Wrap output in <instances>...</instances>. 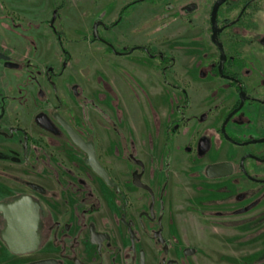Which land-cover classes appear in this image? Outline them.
<instances>
[{"label":"flooded vegetation","instance_id":"flooded-vegetation-1","mask_svg":"<svg viewBox=\"0 0 264 264\" xmlns=\"http://www.w3.org/2000/svg\"><path fill=\"white\" fill-rule=\"evenodd\" d=\"M219 1L214 49L198 58L127 37L135 5L156 3L120 0L119 40L99 34L103 22L92 34L120 61L97 89L61 97L49 68L45 107L37 72L39 101L24 85L0 95V264H217L225 250L264 264V0H225L215 42ZM215 165L226 168L211 178ZM200 175L219 185L208 222L186 195ZM21 233L36 251L9 250L3 234Z\"/></svg>","mask_w":264,"mask_h":264},{"label":"rangeland","instance_id":"rangeland-1","mask_svg":"<svg viewBox=\"0 0 264 264\" xmlns=\"http://www.w3.org/2000/svg\"><path fill=\"white\" fill-rule=\"evenodd\" d=\"M119 1L0 0V54L7 55L9 62L19 65L17 70L9 69L0 61V95L5 92L16 97V91L20 92L25 86L26 93L29 92L32 98L39 101V86L35 85L34 80L37 72L40 89L46 98L43 104L45 107L49 104V99L53 98L51 86L45 76L49 68H53L56 75L61 74L55 80L61 97L66 98L72 86H84L89 81L97 89L99 71L104 68L112 74L120 61L107 53L106 47L93 40V27L96 23L103 22L109 30L105 31L101 27L99 34L113 43L119 40V29L114 26L120 11ZM154 1L155 6L146 3L135 5L128 22L131 26H127L128 29H124L123 34L133 36V39L136 37L134 42L139 45L152 43L153 49L159 46L166 50H181L191 56V59L213 51L209 15L214 0ZM198 5L197 12L195 9L197 10ZM132 60L137 62L139 58L133 57ZM65 62L68 63L67 68L63 70ZM211 102L210 99L203 113L208 112ZM77 113H82L81 109ZM224 113L225 111L222 114L220 112L218 118L222 120ZM210 125V122L204 125V129ZM227 146V151H235ZM203 162L205 166L206 161ZM204 166H199L200 173H203ZM217 187L219 185L216 182L207 181L200 175L199 182L192 184L186 192L188 199L196 200L199 204L196 210L199 215H204L206 222L211 220L207 210L213 209L210 201L216 198ZM202 210H206V213H201ZM196 216L197 214L190 219L195 226L198 220ZM253 238L254 236L251 239ZM253 240L251 249L259 241ZM209 251L213 252L212 249ZM212 255L220 259L217 264H260L254 261L259 257L257 251L239 257L228 250L221 255Z\"/></svg>","mask_w":264,"mask_h":264},{"label":"water","instance_id":"water-1","mask_svg":"<svg viewBox=\"0 0 264 264\" xmlns=\"http://www.w3.org/2000/svg\"><path fill=\"white\" fill-rule=\"evenodd\" d=\"M225 2V0H220L219 2L216 3V5L213 8V12L211 14V25L213 27V33H214V37L213 40L216 42L217 41V25H216V15H217V10L219 8L220 5H222ZM103 23H96L94 28H93V35L94 37H98V27L100 25H102ZM11 66V65H10ZM224 168H226V165H215V166H211L207 169V174L209 177L214 178L216 177V172L220 171L221 169L223 170ZM5 210V207L0 205V211ZM4 235V239L7 242V245L9 247V250L15 254H28L31 252H34L37 250V238L34 240H30L28 238V236H26L25 234H19L17 236V238L20 239V242L17 240V243L13 242L10 243L8 241V238L5 234ZM23 242V243H22ZM22 245L20 246L19 245Z\"/></svg>","mask_w":264,"mask_h":264}]
</instances>
